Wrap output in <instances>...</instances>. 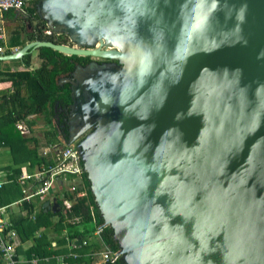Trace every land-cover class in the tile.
Wrapping results in <instances>:
<instances>
[{
  "label": "water",
  "instance_id": "obj_1",
  "mask_svg": "<svg viewBox=\"0 0 264 264\" xmlns=\"http://www.w3.org/2000/svg\"><path fill=\"white\" fill-rule=\"evenodd\" d=\"M27 1L70 42L0 61L42 47L92 58L58 77L62 143L119 261L264 264V0Z\"/></svg>",
  "mask_w": 264,
  "mask_h": 264
},
{
  "label": "trees",
  "instance_id": "obj_2",
  "mask_svg": "<svg viewBox=\"0 0 264 264\" xmlns=\"http://www.w3.org/2000/svg\"><path fill=\"white\" fill-rule=\"evenodd\" d=\"M27 9L29 14L35 18H38L35 12V1L27 2ZM45 38V36H36L35 34H30L28 36V40ZM47 39L51 40L50 37ZM37 51L38 58L40 59L39 66L33 70H29L31 55L28 54L23 57V68L18 71L9 72L7 74V81L9 85H12L15 89L12 96H10L11 98L18 95L20 84L25 83V90L28 92V104L30 106L26 104L27 102L25 99H21L20 102L23 110L25 107H30V110H32V106H37L36 104H38L37 109H39V112H45L48 125L50 124L52 117L50 109L52 104L54 105L55 103H58V107H60L70 103L68 85H66L64 89H60L61 92H58L59 89L54 83L55 75L58 73L68 74L73 69L75 61H70L72 56L64 55L48 47H42ZM58 61H62V63H59ZM0 75H3L1 70ZM50 133L53 134V132L48 129L47 136H50ZM65 140L66 135H62V137L59 139H48L47 143L52 141V144L57 147L56 149H58L59 147L64 146L62 142H65ZM53 157L55 159V152H53L52 156L49 158L50 164L54 163ZM44 161L46 162V159L43 158L42 162ZM54 187L55 186H53V188ZM76 190L83 191L85 194L83 196H77L76 192L71 193L65 188L61 189L60 187L56 186L54 195L61 208L57 213H53L51 210H47L45 212L44 207H42V203L41 207L36 213L34 220L24 217L11 220L13 222L14 228L17 231V234L23 242L32 238L33 228L40 230V236L34 238L35 243L31 247V251H34L36 255L44 256L50 255L52 253H59L56 252V250L48 249V247H51V238L53 235L57 236L56 238H58V240H55L59 244H66V239H75L76 245H78L75 250L79 253V256L77 258L70 259L68 261L69 264H91V262H93V257L91 255H82L79 251L80 249H83L82 252H85V249L99 250L100 245H106L113 250H117V245L111 238L110 228L104 227L102 229L100 233V239L96 238L97 236L95 237L93 234L96 226L102 224V219L99 216L96 205L94 204L93 196L90 192L89 183L85 172H82L81 180L77 185ZM61 193L63 194L62 196L67 197L66 199H69L71 202V208L67 209L66 211L62 210V200L59 198V194ZM49 199V197L45 198V200ZM25 203L27 202H24V204ZM23 207H26L28 210L32 209V207L28 208L26 204ZM54 217L57 219L54 220ZM74 218H79L78 222H75ZM24 223L27 224V226H24ZM29 226L32 227L30 228ZM84 240L86 241V244L83 243ZM59 251L63 252L65 249L62 248ZM114 264L123 263L118 260Z\"/></svg>",
  "mask_w": 264,
  "mask_h": 264
},
{
  "label": "crops",
  "instance_id": "obj_3",
  "mask_svg": "<svg viewBox=\"0 0 264 264\" xmlns=\"http://www.w3.org/2000/svg\"><path fill=\"white\" fill-rule=\"evenodd\" d=\"M6 15L5 17L8 20L6 23L8 40L6 42L7 48H5V51L6 53H11L23 46L21 43L26 39V36L23 35L24 25L21 22L22 18H15L13 12H8ZM7 62L9 61H0V70L3 72V75H0V180L3 181V186L0 188V202L3 205L12 204L7 210V215L10 220L21 217L34 220L42 203L46 201L45 198H47L48 195L52 196H49L50 199L55 198L54 192L56 186L51 190L50 194L46 196L43 195L44 197L39 200H32V197L30 201H24L27 202L25 204L28 208L32 207V209L28 210L26 207H23L25 205L24 202L19 204L14 203L23 197L21 186L17 183L16 178L20 174L34 173L48 166L50 164L49 158L57 147L52 144V141L47 143V140H55L58 137L54 136L55 134L47 136V130L49 129L53 132V129L47 126L45 112H39V109H37L38 104H36L37 106H32V110H30V107H25V111L23 110L20 102L21 99H25L27 102L26 104L29 105L25 83L20 84V89L16 97H10L15 89L12 85H9L7 74L11 71L21 70L24 62L23 60H16L10 63ZM39 64L40 59L38 55H36L33 60L31 59L29 70L35 69ZM54 106L58 107V103L52 104L50 108L52 114L51 121L53 119ZM18 125H21L22 128L19 129ZM42 157L46 159V162H42ZM37 185L38 183L33 179L26 180L25 183V187H27L29 191L36 189ZM24 226H27V224L24 223ZM29 227L31 228L32 226ZM32 231V238L25 242L21 241L18 235L19 244L17 246V258L21 264H31L29 259H32V256L36 255L34 251H31V247L35 243L34 238L40 236V230L33 228ZM53 237L51 238V247H48V249L56 250V252L59 253H52L44 256L66 254L70 251L67 245V239L66 244H59L56 242V240H58V238H56L57 236L53 235ZM62 248H64L65 251L60 252L59 250ZM82 250L83 249H80L79 251L84 256H88L89 252L92 251V249H85V252H82ZM70 259L73 258H69L68 261ZM0 264H3L1 256ZM91 264L93 263L91 262Z\"/></svg>",
  "mask_w": 264,
  "mask_h": 264
},
{
  "label": "built area",
  "instance_id": "obj_4",
  "mask_svg": "<svg viewBox=\"0 0 264 264\" xmlns=\"http://www.w3.org/2000/svg\"><path fill=\"white\" fill-rule=\"evenodd\" d=\"M27 0H0V54H6L5 48L8 36L6 33V23L8 20L5 15L8 12H13L15 18H24L29 14L27 9ZM7 16V15H6ZM43 34H50L47 28H43ZM10 53V52H9ZM18 128H22L18 125ZM55 159L54 163L38 170L34 173L20 174L16 181L21 186L23 197L14 202L19 204L24 201H30L34 196L48 195L51 193L53 186L65 188L71 193L76 192L77 196H83V191L76 190L77 185L80 183L81 174L83 172L80 156L74 144L64 145L58 149H54ZM33 179L38 183L36 189L29 191L25 187L26 180ZM3 186V181L0 180V188ZM62 200L64 211L71 208V202L67 197L59 194ZM12 204L3 205L0 202V256L3 264H21L17 258V246L19 244L18 234L13 226V222L7 215V210ZM78 222L79 218H74ZM105 226L99 224L96 226L93 234L96 238L100 239V233ZM86 244V241H83ZM67 245L70 251L66 254H53L52 256H38L33 255L29 259L31 264H68L69 258H77L79 253L75 250V239L67 240ZM88 255L93 257V264H114L119 260L117 250H113L106 245H100L99 250H92Z\"/></svg>",
  "mask_w": 264,
  "mask_h": 264
},
{
  "label": "flooded vegetation",
  "instance_id": "obj_5",
  "mask_svg": "<svg viewBox=\"0 0 264 264\" xmlns=\"http://www.w3.org/2000/svg\"><path fill=\"white\" fill-rule=\"evenodd\" d=\"M21 22L24 25L23 34L25 33L24 36H26L27 38L30 34H35L36 36L37 35L45 36V34L42 33L43 28H41L44 26V23L42 21H40L38 18H35L31 14H28L27 16L22 18ZM49 37L51 38V40H53L55 42H60V43H62V42L69 43L70 42L68 37L63 35V34L56 35V34L50 33ZM46 38H48V37H46ZM28 41H30V40H28ZM36 53H38V51ZM70 56H72L70 61L71 62L75 61L74 65L77 63L84 65L92 59L89 56H82V55H80V56L70 55ZM96 60L101 61L102 59H96ZM58 62L62 63V61H58ZM62 75L64 76L66 74L58 73L57 75H55V82L54 83H55V86H57V88L59 89L58 92H61L60 89H64L65 86L67 85V84L61 83L60 80H58V77L62 76ZM64 106L65 105H63L62 108H64ZM47 126H49L50 128L52 127L53 135L55 134L54 136H56L58 138H61L62 135H66V133H67L66 132L67 128L62 122L61 111L56 106H54V108H53V119L50 122V124H48ZM50 134H52V133H50Z\"/></svg>",
  "mask_w": 264,
  "mask_h": 264
},
{
  "label": "rangeland",
  "instance_id": "obj_6",
  "mask_svg": "<svg viewBox=\"0 0 264 264\" xmlns=\"http://www.w3.org/2000/svg\"><path fill=\"white\" fill-rule=\"evenodd\" d=\"M23 35H25V33L23 34ZM49 35L50 34H45V37H49ZM27 41H28V38L26 37V39L24 40V41H22V43H23V45L25 44V43H27ZM65 43V42H64ZM68 44V43H67ZM37 55V53H36V51H34L33 53H31V59L33 60V58L35 57ZM13 61H16V60H13ZM37 61V60H36ZM10 62H12V61H9V62H7V63H10ZM50 195H48V197H49ZM44 196L43 195H39V196H35V197H33L32 198V200H39L40 198H43ZM50 197H52V196H50ZM54 219L56 220L57 218L56 217H54ZM53 264V263H52Z\"/></svg>",
  "mask_w": 264,
  "mask_h": 264
}]
</instances>
